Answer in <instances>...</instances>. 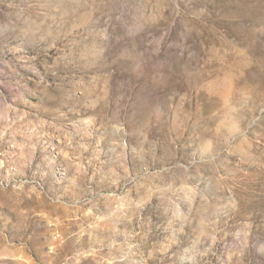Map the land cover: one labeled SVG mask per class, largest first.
<instances>
[{"label": "rangeland", "instance_id": "rangeland-1", "mask_svg": "<svg viewBox=\"0 0 264 264\" xmlns=\"http://www.w3.org/2000/svg\"><path fill=\"white\" fill-rule=\"evenodd\" d=\"M0 264H264V0H0Z\"/></svg>", "mask_w": 264, "mask_h": 264}, {"label": "bare ground", "instance_id": "bare-ground-1", "mask_svg": "<svg viewBox=\"0 0 264 264\" xmlns=\"http://www.w3.org/2000/svg\"><path fill=\"white\" fill-rule=\"evenodd\" d=\"M22 257H23V256H22ZM22 257H21V258H22Z\"/></svg>", "mask_w": 264, "mask_h": 264}]
</instances>
